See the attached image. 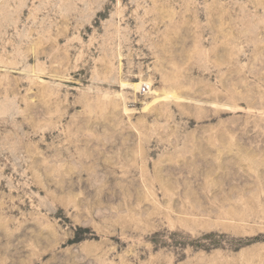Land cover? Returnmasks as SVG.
<instances>
[{"label":"rangeland","instance_id":"obj_1","mask_svg":"<svg viewBox=\"0 0 264 264\" xmlns=\"http://www.w3.org/2000/svg\"><path fill=\"white\" fill-rule=\"evenodd\" d=\"M0 264H264V0H0Z\"/></svg>","mask_w":264,"mask_h":264},{"label":"bare ground","instance_id":"obj_2","mask_svg":"<svg viewBox=\"0 0 264 264\" xmlns=\"http://www.w3.org/2000/svg\"><path fill=\"white\" fill-rule=\"evenodd\" d=\"M124 82V81H123ZM124 84V83H123ZM126 85H128V82L127 83H125ZM142 84V82L140 81H138L137 83H129V85L133 88V90H138L139 88H141V85ZM144 84L148 87V89H150V82H144ZM149 91H153V93H154V90H149ZM156 92V91H155ZM157 93V92H156ZM164 94H166V95H163L164 97L163 98H166V97H171V96H173L174 94L172 93V92H169V93H164ZM155 95V94H154ZM161 95V94H160ZM155 96H157V95H155ZM154 96V97H155ZM160 97H162V95L161 96H158V97H156L155 99H158V98H160ZM162 98V99H163ZM153 100V99H152ZM148 102V104L150 103L149 101H147ZM152 103V102H151ZM147 104V105H148ZM146 105V104H145ZM150 105V104H149ZM147 107V106H146Z\"/></svg>","mask_w":264,"mask_h":264},{"label":"built area","instance_id":"obj_3","mask_svg":"<svg viewBox=\"0 0 264 264\" xmlns=\"http://www.w3.org/2000/svg\"><path fill=\"white\" fill-rule=\"evenodd\" d=\"M147 87L145 85H143L141 88H140V93H144L146 91Z\"/></svg>","mask_w":264,"mask_h":264}]
</instances>
